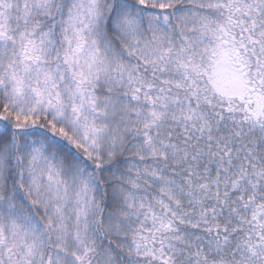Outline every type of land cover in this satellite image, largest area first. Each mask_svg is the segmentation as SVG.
Masks as SVG:
<instances>
[{"label": "snow or ice", "instance_id": "6c2138e0", "mask_svg": "<svg viewBox=\"0 0 264 264\" xmlns=\"http://www.w3.org/2000/svg\"><path fill=\"white\" fill-rule=\"evenodd\" d=\"M0 264H264V0H0Z\"/></svg>", "mask_w": 264, "mask_h": 264}]
</instances>
